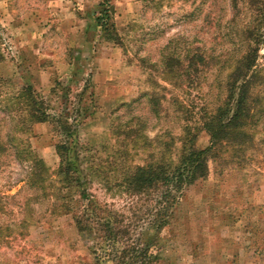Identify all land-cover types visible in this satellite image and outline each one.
Instances as JSON below:
<instances>
[{
	"label": "rangeland",
	"instance_id": "obj_1",
	"mask_svg": "<svg viewBox=\"0 0 264 264\" xmlns=\"http://www.w3.org/2000/svg\"><path fill=\"white\" fill-rule=\"evenodd\" d=\"M237 4L0 0V264H95L93 242L75 222L83 189L134 222L152 264H264V0ZM104 12L114 38L95 21ZM254 39L261 79L252 144L222 147L207 176L184 186L167 222L152 226L154 197L131 195L123 181L135 165L175 163L187 132L196 148L208 146L205 113L222 103L227 76ZM189 54L201 58L187 67ZM169 56L182 65L167 66ZM26 84L73 125L82 186L69 211L58 198V129L26 120L16 98ZM36 159L43 182L30 178Z\"/></svg>",
	"mask_w": 264,
	"mask_h": 264
},
{
	"label": "trees",
	"instance_id": "obj_2",
	"mask_svg": "<svg viewBox=\"0 0 264 264\" xmlns=\"http://www.w3.org/2000/svg\"><path fill=\"white\" fill-rule=\"evenodd\" d=\"M233 10L238 9L240 0H231ZM244 1V0H243ZM248 1V0H247ZM259 0H250L254 4ZM106 13V14H105ZM110 15L107 12L96 16L95 21L104 31L106 36L114 38V24L109 22ZM258 37V36H257ZM254 46L248 44V51L237 61L229 72L225 83V96L220 105L214 110L205 113L202 128L209 135V144L205 148H196L192 137L181 140L178 159L173 161H156L135 165L128 172L124 188L131 195H152L155 205L152 209V226L166 223L174 208V203L180 196L184 186L195 180L204 178L208 174L209 159L218 156L222 147L229 145L243 146L252 144V135L249 133L251 125L255 123V105L260 101L258 96L252 93L258 79H261L255 63L258 52L257 43ZM197 56V57H196ZM201 56L189 54L187 67ZM1 59V56H0ZM184 60V59H182ZM182 60L169 56L166 65H182ZM24 100L23 109L27 115L26 120L30 124L50 121L58 129L60 141L56 144L60 156V164L57 175L59 177L58 193L61 207L64 211L70 210L71 193L73 189L80 188L82 181L77 147L75 146V132L69 118L62 113L50 114L45 106L43 98L33 88L26 84L21 88L20 95ZM189 131V130H187ZM42 163L36 159L31 167V180L39 179L43 182ZM83 189V204L79 214L75 218L77 229L82 234L88 235L93 242L95 264H105L106 261L113 264H152L156 255L149 252L150 242L143 240L142 232H134V222H125V215L118 210H112L105 203L94 200L91 195L85 194ZM150 226V225H149Z\"/></svg>",
	"mask_w": 264,
	"mask_h": 264
}]
</instances>
